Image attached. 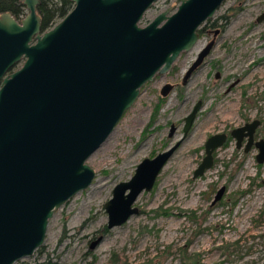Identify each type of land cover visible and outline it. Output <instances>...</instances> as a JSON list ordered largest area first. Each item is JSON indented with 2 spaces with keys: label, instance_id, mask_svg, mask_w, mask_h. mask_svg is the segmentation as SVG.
Instances as JSON below:
<instances>
[{
  "label": "water",
  "instance_id": "95a60500",
  "mask_svg": "<svg viewBox=\"0 0 264 264\" xmlns=\"http://www.w3.org/2000/svg\"><path fill=\"white\" fill-rule=\"evenodd\" d=\"M71 1L72 9L45 31L37 13L39 0H21L27 12L20 20L9 12L0 14V264L29 257L43 244L54 212L92 184L95 171L87 159L141 87L195 45L199 29L224 0H177L175 11L164 10L145 25L140 21L157 0ZM263 19L264 12L257 21ZM218 31L184 79L210 53ZM170 89L164 85L161 96ZM201 107L198 100L184 117L182 136L174 144L143 158L128 180L114 186L103 205L106 228L139 213V194L154 187ZM259 123L254 119L230 132L237 147L246 137L244 150L257 148L258 164L264 162V139L254 141ZM174 131L171 124L169 135ZM226 139V133L207 137L193 178L211 168L213 151ZM224 190L223 185L218 188L212 204Z\"/></svg>",
  "mask_w": 264,
  "mask_h": 264
},
{
  "label": "rangeland",
  "instance_id": "374dc122",
  "mask_svg": "<svg viewBox=\"0 0 264 264\" xmlns=\"http://www.w3.org/2000/svg\"><path fill=\"white\" fill-rule=\"evenodd\" d=\"M177 6V0H157L140 25L164 10L172 13ZM262 12L264 0L223 1L202 25L195 45L181 52L168 71L156 73L141 87L114 130L87 159L95 171L92 184L54 212L43 244L13 264L264 262V162H256L257 148L244 152V143L237 148L236 139L230 137L216 149L211 168L192 177L211 134L259 119L255 139H264V19L257 21ZM214 30L219 31L211 52L184 82ZM165 81L174 87L161 97ZM198 100L202 107L188 135L154 187L139 194L135 202L139 213L106 228L103 205L114 186L128 180L143 158L153 157L182 136L184 117ZM171 124L177 130L170 136ZM222 185L225 193L212 205Z\"/></svg>",
  "mask_w": 264,
  "mask_h": 264
},
{
  "label": "trees",
  "instance_id": "16d2710c",
  "mask_svg": "<svg viewBox=\"0 0 264 264\" xmlns=\"http://www.w3.org/2000/svg\"><path fill=\"white\" fill-rule=\"evenodd\" d=\"M37 11L41 16V29L46 30L63 18L73 6L71 0H39ZM9 12L16 19L22 18L26 9L21 0H0V13ZM209 20V19H208ZM201 31V28L198 32ZM162 100V99H161ZM166 213V212H163ZM105 230H107L105 228Z\"/></svg>",
  "mask_w": 264,
  "mask_h": 264
},
{
  "label": "flooded vegetation",
  "instance_id": "af4514ba",
  "mask_svg": "<svg viewBox=\"0 0 264 264\" xmlns=\"http://www.w3.org/2000/svg\"><path fill=\"white\" fill-rule=\"evenodd\" d=\"M71 2H72V1H71ZM155 2H156V1H155ZM72 3H73V2H72ZM24 6H25V5H24ZM72 7H73V6H72ZM150 7H151V6H150ZM25 9H26V6H25ZM71 9H72V8H71ZM71 9H70V10H71ZM26 12H27V9H26ZM68 12H69V11H68ZM68 12H67V13H68ZM37 13H38V11H37ZM0 14H1V13H0ZM25 14H26V13H25ZM38 14H39V13H38ZM24 16H25V15H24ZM24 16H23V17H24ZM39 16H40V15H39ZM40 17H41V16H40ZM20 19H21V18H20ZM20 19H18V20H20ZM61 19H62V18H61ZM61 19H60V20H61ZM58 21H59V20H58ZM58 21H57V22H58ZM57 22H56V23H57ZM56 23H55V24H56ZM53 25H54V24H53ZM53 25H52V26H53ZM52 26H51V27H52ZM51 27H49V28H51ZM49 28H48V29H49ZM41 30H42V29H41ZM46 30H47V29H46ZM42 31H45V30H42ZM208 31H209V30H208ZM210 31H211V30H210ZM214 32H215V30H214ZM214 32H213V33H214ZM216 36H217V35H216ZM208 42H209V41H208ZM208 42H207V43H208ZM207 43H206V44H207ZM206 44H205V46H206ZM205 46H204V47H205ZM213 46H214V45H213ZM213 46H212V48H213ZM204 47H203V48H204ZM203 48H202V49H203ZM212 48H211V50H212ZM202 49H201V50H202ZM201 50H200V51H201ZM211 50H210V52H211ZM207 56H208V55H207ZM190 65H191V64H190ZM197 68H198V67H197ZM188 78H189V77H187L186 79L183 78V81L186 82V81L188 80ZM166 84H169V85L171 86V89L169 90V92L172 91V89H173V87H174L173 83H169V82L165 81V82L161 85V87H160V89H159V92H161L162 87H163L164 85H166ZM168 94H169V93H168ZM160 96H161V94H160ZM166 96H167V95H166ZM161 97H165V96H161ZM253 120H254V119H253ZM258 120H259V119H258ZM251 121H252V120H251ZM247 122H250V121H249V120H248V121H244L243 124H245V123H247ZM259 122L261 123L260 120H259ZM260 123H259V125H260ZM183 124H184V123H183ZM243 124H242V125H243ZM192 125H193V124H192ZM259 125H258V126H259ZM240 126H241V125H240ZM182 127H183V126H182ZM238 127H239V126H238ZM191 128H192V127H191ZM233 129H234V128H233ZM256 129H257V128H256ZM176 130H177V126H175V131H176ZM175 131H174V132H175ZM174 132H173V134H174ZM230 132H231V131H227V132H226V131H224V130H222V131H220V132H217V133H226V135H227V139H226V141H225L224 144H226L227 141H228V139L231 137ZM255 132H256V130H255ZM255 132H254V141H256V139H255ZM182 133H183V130H182ZM206 139H207V138H206ZM246 140H247L246 137L243 138L240 147H237L236 145H235V146H236L237 148H241V147H242V144L244 143L243 151H244V152H247V151L244 150ZM224 144H223V145H224ZM223 145H222V146H223ZM220 147H221V146H220ZM252 147H255V146L253 145ZM252 147H251V148H252ZM251 148H250L249 150H251ZM255 148H256V147H255ZM217 149H218V148H217ZM249 150H248V151H249ZM215 151H216V149L213 151V163H214V158H215V156H216ZM255 155H256V154H255ZM260 164H261V163H260ZM261 182H262V181H261ZM217 190H218V189H217ZM216 192H217V191H216ZM224 193H225V190H224L223 194H224ZM222 196H223V195H222ZM213 198H214V197H213ZM221 198H222V197H221ZM221 198H220V199H221ZM220 199H219V200H220ZM219 200H218V201H219ZM216 202H217V201H216ZM211 204H212V201H211ZM213 204H214V203H213ZM213 204H212V205H213Z\"/></svg>",
  "mask_w": 264,
  "mask_h": 264
},
{
  "label": "bare ground",
  "instance_id": "6f19581e",
  "mask_svg": "<svg viewBox=\"0 0 264 264\" xmlns=\"http://www.w3.org/2000/svg\"><path fill=\"white\" fill-rule=\"evenodd\" d=\"M145 152V147L144 148H142V150L140 151V153L139 154H143Z\"/></svg>",
  "mask_w": 264,
  "mask_h": 264
}]
</instances>
